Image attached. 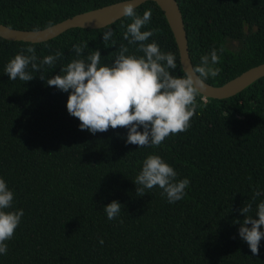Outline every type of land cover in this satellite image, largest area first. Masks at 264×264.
I'll return each mask as SVG.
<instances>
[{"label":"trees","instance_id":"16d2710c","mask_svg":"<svg viewBox=\"0 0 264 264\" xmlns=\"http://www.w3.org/2000/svg\"><path fill=\"white\" fill-rule=\"evenodd\" d=\"M115 1L0 0V23L40 29ZM175 1L192 67L213 47L225 49L216 65L220 75L206 83L220 85L264 62V0ZM148 9L152 17L141 31L159 30L148 43L172 52L178 66L173 74L182 76L162 11L149 0L135 10L142 16ZM130 22L121 16L35 43L0 37V178L14 193L9 211L23 209L0 264H264V239L253 256L233 223L245 218L238 211L245 203L255 210L264 201V195L253 201L256 191L264 193V76L226 98L197 96L191 127L170 134L158 148L126 144L125 128L81 131L67 112L69 93L46 85L82 41L88 42L83 55L99 49L102 65L114 60L121 44L142 55L123 39L121 25ZM109 30L116 43L105 48L102 35ZM28 47L36 49L37 63L57 50L64 55L54 67L33 72L32 81H11L5 66ZM149 154L161 156L178 180L189 179L182 200L168 203L158 186L136 194L134 181ZM113 201L122 208L109 220L103 209Z\"/></svg>","mask_w":264,"mask_h":264},{"label":"clouds","instance_id":"9594fccd","mask_svg":"<svg viewBox=\"0 0 264 264\" xmlns=\"http://www.w3.org/2000/svg\"><path fill=\"white\" fill-rule=\"evenodd\" d=\"M135 9L131 0L123 5V16L131 22L121 27L126 28L123 39L129 46L136 45L135 51L142 55L130 53L129 47L121 44L114 60L102 65L99 49L83 55L88 42L82 41L72 46L75 58L60 68V74L48 78L46 85L69 93L67 112L80 121L81 131L95 135L107 132L109 128H125L128 130L126 144L158 148L170 134L183 133L191 127V118L200 106L197 96L206 89L205 81L220 75L221 69L216 65L225 49L213 47L210 53L200 56L198 65L185 70L182 76L174 75L178 67L176 56L172 52H162L154 40L148 43L159 30L141 31L150 22L152 10L148 9L140 16ZM113 35L111 30L102 35L105 48ZM115 43L112 40V44ZM63 55L57 50L37 63L36 49L28 47L15 55L4 71L11 81L29 82L35 78L33 72H41L45 66L54 67ZM39 78L45 80L43 74ZM141 128L143 131L139 130ZM177 176L178 173L161 156L149 154L134 181L136 194L143 197L145 190L158 186L168 203L180 201L185 197L190 181L187 178L178 180ZM261 195L264 193L256 191L253 201ZM13 201L14 193L0 178V255L7 254L6 242L13 238L23 216V209L9 211ZM121 208L119 202L113 201L103 211L109 220H115ZM238 211L245 218L233 223L240 225L239 237L247 243L253 256H257L260 241L264 239L261 230L264 228V201L257 204L255 210L253 203L248 202ZM253 211L254 215L251 214ZM99 242L104 243L103 240Z\"/></svg>","mask_w":264,"mask_h":264},{"label":"water","instance_id":"95a60500","mask_svg":"<svg viewBox=\"0 0 264 264\" xmlns=\"http://www.w3.org/2000/svg\"><path fill=\"white\" fill-rule=\"evenodd\" d=\"M148 0H131L135 7ZM153 1L162 11L172 33L182 72L190 70L186 34L178 5L175 0ZM130 0H119L90 10L79 12L40 29H17L0 23V37L8 40L41 42L51 39L68 28H100L123 16V5ZM264 76V62L251 66L220 85L206 83L202 98L222 99L239 92L257 78Z\"/></svg>","mask_w":264,"mask_h":264}]
</instances>
